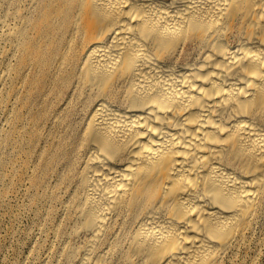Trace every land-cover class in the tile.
I'll list each match as a JSON object with an SVG mask.
<instances>
[{
	"label": "bare ground",
	"instance_id": "bare-ground-1",
	"mask_svg": "<svg viewBox=\"0 0 264 264\" xmlns=\"http://www.w3.org/2000/svg\"><path fill=\"white\" fill-rule=\"evenodd\" d=\"M31 2L21 64L85 112L79 264H222L264 208V0Z\"/></svg>",
	"mask_w": 264,
	"mask_h": 264
},
{
	"label": "rangeland",
	"instance_id": "rangeland-1",
	"mask_svg": "<svg viewBox=\"0 0 264 264\" xmlns=\"http://www.w3.org/2000/svg\"><path fill=\"white\" fill-rule=\"evenodd\" d=\"M31 5V0H0V74L8 72L0 86V264H79L88 235L71 234L75 216L67 201L74 188L69 155L85 112L52 83L53 73L41 90L31 81L41 69L21 64V44L8 32L34 18L22 14ZM9 124L12 129L5 131ZM14 130L22 135L11 138ZM64 142L70 145L61 146ZM222 264H264V208Z\"/></svg>",
	"mask_w": 264,
	"mask_h": 264
}]
</instances>
